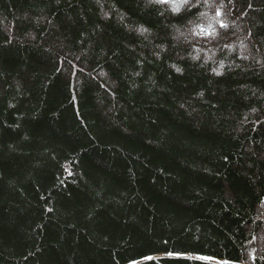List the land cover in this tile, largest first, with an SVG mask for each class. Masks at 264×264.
Listing matches in <instances>:
<instances>
[{
  "label": "trees",
  "instance_id": "trees-1",
  "mask_svg": "<svg viewBox=\"0 0 264 264\" xmlns=\"http://www.w3.org/2000/svg\"><path fill=\"white\" fill-rule=\"evenodd\" d=\"M0 264H264V0H0Z\"/></svg>",
  "mask_w": 264,
  "mask_h": 264
},
{
  "label": "snow or ice",
  "instance_id": "snow-or-ice-1",
  "mask_svg": "<svg viewBox=\"0 0 264 264\" xmlns=\"http://www.w3.org/2000/svg\"><path fill=\"white\" fill-rule=\"evenodd\" d=\"M150 4H157V5H168L170 6V10L174 15H179L181 11L184 12H190L193 8H199L200 0H148ZM205 4H208V0H205ZM220 7H223V4L220 5ZM200 16H207L206 12H201L199 14ZM216 16H221V11L219 8L216 11ZM221 28H227V24H225L223 21H218ZM141 31H146V29H141ZM193 35H200L202 37H215L216 32L214 29H212L211 23L208 24L207 29L204 28L202 25L196 24L191 29ZM204 259V258H201Z\"/></svg>",
  "mask_w": 264,
  "mask_h": 264
},
{
  "label": "rangeland",
  "instance_id": "rangeland-1",
  "mask_svg": "<svg viewBox=\"0 0 264 264\" xmlns=\"http://www.w3.org/2000/svg\"><path fill=\"white\" fill-rule=\"evenodd\" d=\"M207 60V59H206ZM207 61H210V60H207Z\"/></svg>",
  "mask_w": 264,
  "mask_h": 264
}]
</instances>
